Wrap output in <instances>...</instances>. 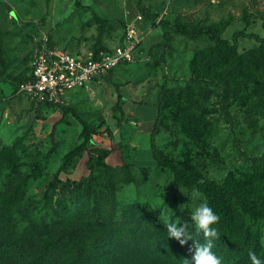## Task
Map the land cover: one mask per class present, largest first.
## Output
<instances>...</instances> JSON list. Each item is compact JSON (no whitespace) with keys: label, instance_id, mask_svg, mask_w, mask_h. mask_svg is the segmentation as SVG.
Returning <instances> with one entry per match:
<instances>
[{"label":"rangeland","instance_id":"rangeland-1","mask_svg":"<svg viewBox=\"0 0 264 264\" xmlns=\"http://www.w3.org/2000/svg\"><path fill=\"white\" fill-rule=\"evenodd\" d=\"M145 5L155 19L141 17L137 0H0V264L191 260L192 253L167 236L159 217L173 212L174 220L200 197L205 200L199 191L193 198L195 188L151 154L149 134L162 84L166 107L157 147L201 179L222 181L231 171L264 196V46L239 37L234 56L205 34L189 38L175 32L170 46L157 45L163 40L160 18L210 26L228 39L240 29L264 36V0H145ZM127 23L141 35L133 59L71 92L62 105L70 110L40 105L13 91L43 35L85 53L101 44L114 47ZM80 119L91 130L100 175L115 187V207L111 217L69 213L57 220L54 212L61 214L62 205L84 198L78 185L89 172L88 152L68 156L62 164L82 140ZM15 191L18 200L7 205L4 197ZM144 204L158 209L156 224L141 216ZM47 213L53 216L43 222ZM249 222L237 213L235 226ZM78 225L85 227L84 246H65L59 230ZM251 232L264 249V219L253 223ZM217 256L221 264H231L226 255Z\"/></svg>","mask_w":264,"mask_h":264},{"label":"trees","instance_id":"trees-1","mask_svg":"<svg viewBox=\"0 0 264 264\" xmlns=\"http://www.w3.org/2000/svg\"><path fill=\"white\" fill-rule=\"evenodd\" d=\"M137 9L141 17L144 19H155L157 14L150 12L148 6L145 5V0H137ZM158 25L162 31L163 40L158 42L157 45L170 46L171 32L179 33L183 36L189 38H196L200 34H205L210 40L215 44V47L219 49L223 48L229 54L236 56V47L238 45V38L245 37L255 39L260 45L264 46V36L259 35L257 32L246 31L244 29L236 30L232 33L231 39L221 37L219 34L210 26L204 28H194L189 27L187 24L182 22L170 23L166 18H160L158 20ZM262 28L264 30V20L262 22ZM125 35V29L120 41L115 45L122 44ZM49 43L56 44L48 37ZM114 46V47H115ZM114 47H109L106 45H99L96 48H92L93 51L98 50H111ZM73 52V51H71ZM79 53V52H74ZM130 62H120L115 67L120 64H126ZM31 68V66H30ZM28 71L22 75L16 77V82L13 91L22 95L30 101L45 105V106H60L63 111L70 110L66 106H62L64 103H48V102H36L21 93H17L18 85L28 78ZM114 68V67H113ZM112 69V68H111ZM111 69L109 71H111ZM166 85L162 84L157 93V103H156V116L153 122L149 134V147L153 158L163 165H168L173 173L174 177L178 179L181 183L192 186L204 195L205 200L213 208L216 214L219 216V221L214 225L218 231V237L214 240L213 251L216 255H226L231 260V264H251L249 259V251L256 253L257 256L264 259V249L259 245L256 236H252V225L259 219H264V196L261 193H257L250 188H247L245 181L238 178L233 172L229 171L222 181H215L213 179H201L200 175L190 170L188 165L181 163L175 158L170 157L168 154L161 151L156 145V135L159 132V128L162 125L164 110L166 107ZM117 104L120 107L121 93L117 87ZM264 96V91H263ZM121 113L122 109L120 107ZM82 128L80 131V137L82 140L70 149L65 154V159L62 164L66 163L68 156L80 155L83 152H88V168L89 172L86 176L85 182L78 185L81 188L82 193H84V198L71 200L67 204L62 205L61 214H57L55 211V218L61 220L66 218L69 213L74 214V216H95L98 218L111 217V211L115 207V187L109 184V178L106 175H100L99 167L92 156V150L95 149L94 141L91 137V130L89 129L87 123L80 119ZM105 155V153H104ZM56 179L51 180L48 183V188L44 193L43 198L48 197V190L50 187L54 186ZM67 186V184H65ZM68 192L72 191L71 186H67ZM2 194L0 193V197ZM17 201V192L8 194L4 197L7 205H11ZM141 216L147 222L151 224H156L158 221V209H152L149 204L142 205ZM191 210L189 208L184 209L179 219L181 222H186L188 225V231L192 232V224L190 219ZM237 213L247 215L250 218V222L246 226H235V219ZM53 213H47V217H43V222H49L52 218ZM50 217V218H49ZM85 227L82 225L78 226H62L59 230L58 238L67 247L71 246H84L85 237ZM203 242V237H196ZM174 241H178L173 238ZM180 245V244H179ZM192 245V241L189 240L185 245L181 246L185 251H189V246Z\"/></svg>","mask_w":264,"mask_h":264},{"label":"built area","instance_id":"built-area-1","mask_svg":"<svg viewBox=\"0 0 264 264\" xmlns=\"http://www.w3.org/2000/svg\"><path fill=\"white\" fill-rule=\"evenodd\" d=\"M140 38L135 24L127 23L122 44L111 50L74 53L51 45L43 35L35 45L28 78L18 85L17 93L36 102L65 103L71 92L108 73L120 62H131Z\"/></svg>","mask_w":264,"mask_h":264},{"label":"clouds","instance_id":"clouds-1","mask_svg":"<svg viewBox=\"0 0 264 264\" xmlns=\"http://www.w3.org/2000/svg\"><path fill=\"white\" fill-rule=\"evenodd\" d=\"M192 194L193 198L199 197L196 189L192 190ZM180 209L183 210L181 207ZM172 216L173 212L171 215H159L160 220L166 226L168 237L175 238L181 246L189 240L192 241V245L189 246V251L192 252L191 260L186 259V264H221V258L213 251L214 240L218 237V231L214 225L219 221V216L206 200L200 197V202L191 210L192 232L188 231L186 222H181L179 218L173 220ZM200 236L203 237V242L196 238ZM248 255L251 264H264V259L256 253L249 251Z\"/></svg>","mask_w":264,"mask_h":264}]
</instances>
